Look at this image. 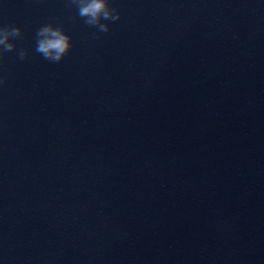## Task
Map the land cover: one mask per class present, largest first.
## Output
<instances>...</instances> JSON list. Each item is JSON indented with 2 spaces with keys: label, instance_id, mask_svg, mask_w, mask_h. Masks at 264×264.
Listing matches in <instances>:
<instances>
[{
  "label": "clouds",
  "instance_id": "obj_1",
  "mask_svg": "<svg viewBox=\"0 0 264 264\" xmlns=\"http://www.w3.org/2000/svg\"><path fill=\"white\" fill-rule=\"evenodd\" d=\"M77 8V15L84 19L85 24L97 30V33H107L110 26L104 21L113 23L121 19L118 9L111 7L109 0H71ZM22 30L19 27H0V58L8 52L16 51L17 45L12 41L19 38ZM72 48V38L63 28L47 24L40 27L36 32L35 52L39 53L45 60L59 63L68 55ZM20 60H25L29 52L20 49L17 53ZM6 83L0 79V85Z\"/></svg>",
  "mask_w": 264,
  "mask_h": 264
}]
</instances>
